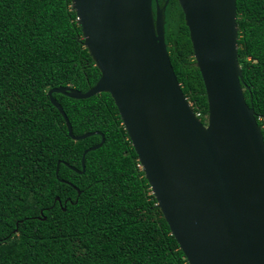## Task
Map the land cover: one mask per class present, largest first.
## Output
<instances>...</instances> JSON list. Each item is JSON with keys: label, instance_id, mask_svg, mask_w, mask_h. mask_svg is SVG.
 Returning <instances> with one entry per match:
<instances>
[{"label": "trees", "instance_id": "1", "mask_svg": "<svg viewBox=\"0 0 264 264\" xmlns=\"http://www.w3.org/2000/svg\"><path fill=\"white\" fill-rule=\"evenodd\" d=\"M236 13L241 88L264 140V0H236ZM164 38L205 123L204 84L177 0L166 4ZM99 76L71 0H0V264H188L109 93H52L74 135L104 136L86 152L83 173L69 167L82 169L101 134L73 140L47 93L85 92Z\"/></svg>", "mask_w": 264, "mask_h": 264}, {"label": "water", "instance_id": "2", "mask_svg": "<svg viewBox=\"0 0 264 264\" xmlns=\"http://www.w3.org/2000/svg\"><path fill=\"white\" fill-rule=\"evenodd\" d=\"M168 1L160 7L158 0H71L100 76L85 92L58 86L47 94L73 140L101 134V141L83 152L81 170L68 166L83 173L86 152L104 136L74 135L52 93L75 99L109 93L187 263L264 264V140L241 88L236 0H177L204 84L205 123L169 59Z\"/></svg>", "mask_w": 264, "mask_h": 264}, {"label": "flooded vegetation", "instance_id": "3", "mask_svg": "<svg viewBox=\"0 0 264 264\" xmlns=\"http://www.w3.org/2000/svg\"><path fill=\"white\" fill-rule=\"evenodd\" d=\"M152 5H153V8L155 7V3L154 2H152Z\"/></svg>", "mask_w": 264, "mask_h": 264}, {"label": "built area", "instance_id": "4", "mask_svg": "<svg viewBox=\"0 0 264 264\" xmlns=\"http://www.w3.org/2000/svg\"><path fill=\"white\" fill-rule=\"evenodd\" d=\"M196 115L199 117V113H196Z\"/></svg>", "mask_w": 264, "mask_h": 264}]
</instances>
